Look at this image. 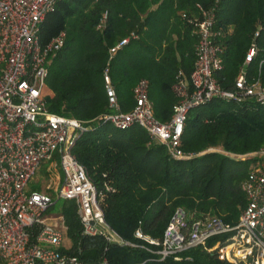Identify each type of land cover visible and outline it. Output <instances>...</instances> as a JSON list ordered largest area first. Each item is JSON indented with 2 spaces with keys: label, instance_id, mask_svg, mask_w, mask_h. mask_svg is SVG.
Returning a JSON list of instances; mask_svg holds the SVG:
<instances>
[{
  "label": "trees",
  "instance_id": "16d2710c",
  "mask_svg": "<svg viewBox=\"0 0 264 264\" xmlns=\"http://www.w3.org/2000/svg\"><path fill=\"white\" fill-rule=\"evenodd\" d=\"M202 11L211 16L217 33L212 41L221 50L219 85L232 86L255 32L256 55L245 67L256 76L258 62L264 61V0H57L38 26L42 46L64 33L62 47L47 66L46 109L82 122L85 131L72 155L102 193L105 222L137 246L106 244L99 236L82 234L74 203L63 200L60 214L70 241L66 253L80 264H228L202 248L181 253L178 261H156L132 233L139 227L160 238L176 210L186 225L209 217L233 226L244 206L239 184L252 163L237 156L264 148V104L212 100L192 109L180 137L187 156L181 159L172 158L136 125L120 129L99 119L111 112L106 73L119 111L133 108V88L144 80L153 117L160 123L169 120L177 73L187 79L192 70L193 23ZM123 38L126 44L110 55ZM260 76L264 84L263 70ZM219 238H210L207 246Z\"/></svg>",
  "mask_w": 264,
  "mask_h": 264
},
{
  "label": "built area",
  "instance_id": "2783aa9c",
  "mask_svg": "<svg viewBox=\"0 0 264 264\" xmlns=\"http://www.w3.org/2000/svg\"><path fill=\"white\" fill-rule=\"evenodd\" d=\"M55 1L0 0V264H80L75 255L66 253L70 246L62 245L66 236L62 215H47L58 199L74 203L82 234L99 236L106 244L137 247L105 222L99 204L102 193L72 155L76 140L85 131L82 122L46 109L43 95L47 66L62 47L64 33L42 46L37 32ZM212 22L210 14L202 11L201 19L193 23L197 40L192 70L187 79L177 73L172 85L176 101L168 121L160 123L153 117L144 80L133 88V108L119 111L106 73L103 82L111 112L99 119L120 129L136 125L162 144L172 158L181 159L187 156L180 150V137L192 109L212 100L264 104L260 76L264 61L258 62L256 76H250L245 67L256 55L257 32L251 37L232 86L223 89L216 79L222 60L220 47L212 41L217 34ZM127 40L121 39L109 54ZM237 157L249 158L252 163L239 184L244 206L233 226L209 217L186 225L183 213L176 210L160 238H151L135 228L132 237L139 248L156 261H178L181 253L202 248L228 264H264V148ZM42 163L47 164L43 172L48 184L32 189L28 184ZM217 236L220 238L207 246L208 240Z\"/></svg>",
  "mask_w": 264,
  "mask_h": 264
},
{
  "label": "rangeland",
  "instance_id": "374dc122",
  "mask_svg": "<svg viewBox=\"0 0 264 264\" xmlns=\"http://www.w3.org/2000/svg\"><path fill=\"white\" fill-rule=\"evenodd\" d=\"M46 94H47V92L44 91V95H46ZM46 165H47L46 163L45 164H43V163L41 164L40 170L34 175L32 181L28 184V187L38 188V187H43L44 185L48 184V179L46 178V176H44V172H43V168L46 167ZM54 170L56 171L58 176L60 178H62V173L59 170V168L56 167ZM63 202L64 201L61 200V199L56 200V202L54 203L53 208L48 211L47 215L54 217L57 214H60V207H61ZM62 245L64 247H66V248L70 246V241L68 240V238L65 235L63 236Z\"/></svg>",
  "mask_w": 264,
  "mask_h": 264
}]
</instances>
